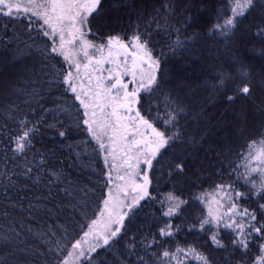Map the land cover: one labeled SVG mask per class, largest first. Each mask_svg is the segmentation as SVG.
<instances>
[{"label": "snow or ice", "instance_id": "snow-or-ice-1", "mask_svg": "<svg viewBox=\"0 0 264 264\" xmlns=\"http://www.w3.org/2000/svg\"><path fill=\"white\" fill-rule=\"evenodd\" d=\"M0 221V264H264V0H0Z\"/></svg>", "mask_w": 264, "mask_h": 264}, {"label": "trees", "instance_id": "trees-1", "mask_svg": "<svg viewBox=\"0 0 264 264\" xmlns=\"http://www.w3.org/2000/svg\"><path fill=\"white\" fill-rule=\"evenodd\" d=\"M205 42L201 41V48L204 49ZM211 46L210 44L208 45ZM216 54L213 51L209 53L206 49L201 52V58L198 61H190L184 64L182 67L176 69L180 76L184 77L191 86H195L197 83H201L204 79L211 75L210 69H208L209 63H212ZM219 60L222 63H227V56L221 54ZM205 95L204 92L197 89L196 95L194 98H202ZM212 110V109H210ZM216 114L224 111V107L221 104H217L216 109L214 110ZM42 143H39L37 147L47 146L51 147L52 144L48 141V138L42 137ZM4 227V223L0 221V228Z\"/></svg>", "mask_w": 264, "mask_h": 264}]
</instances>
